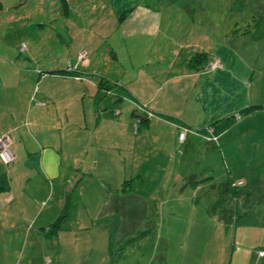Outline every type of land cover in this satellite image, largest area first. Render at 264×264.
Here are the masks:
<instances>
[{"label":"crops","instance_id":"crops-1","mask_svg":"<svg viewBox=\"0 0 264 264\" xmlns=\"http://www.w3.org/2000/svg\"><path fill=\"white\" fill-rule=\"evenodd\" d=\"M94 2L100 7L85 1L77 17L70 0H0V28L35 20L43 26L55 20L56 6L63 24H71L57 41L66 52L55 58L21 50L20 38L7 43L0 31V134L10 137L13 154L8 169L0 162V250L3 244L7 255L22 246L21 256L26 251L35 264L51 256L58 264L65 250L74 258L79 234L96 235L103 223L134 231L163 205L170 217H195L200 231L209 209L191 196L204 193V186L264 201V29L209 46L193 34L162 31L159 10L130 6V0ZM125 10L121 21L114 19ZM91 24L99 33L110 26L111 57L90 45L85 27ZM120 41L122 69L112 48ZM85 48L89 55L76 62ZM213 62L219 66L209 68ZM68 63L73 71H65ZM122 102L128 106L121 108ZM235 113L240 118L229 120ZM208 125L215 141L205 139ZM181 127L189 130L179 141ZM213 162L223 167L216 176ZM239 181L238 190L231 184ZM64 208L66 222L51 235ZM237 214V235L252 228L244 234L261 242L243 244L241 237L231 255L237 249L248 264H264L257 254L264 250V209L251 222L244 209Z\"/></svg>","mask_w":264,"mask_h":264},{"label":"rangeland","instance_id":"rangeland-1","mask_svg":"<svg viewBox=\"0 0 264 264\" xmlns=\"http://www.w3.org/2000/svg\"><path fill=\"white\" fill-rule=\"evenodd\" d=\"M58 1L55 0V4H58ZM85 1L89 2V5L92 3H97L99 7L101 5L94 0H70V13H76L77 17L79 13H85L83 12L86 8L83 3ZM130 2V6L137 3L159 10L161 12L160 29L167 34H193L195 41H201L200 44L209 42L207 43L209 46L214 45L216 40L224 39L234 42V39L238 40L244 34L251 35L264 29V0H130ZM55 8L56 12L51 15L55 16V20L45 21L43 26L37 24V20L34 24L32 23L33 25H27L24 22L15 25V27L13 25L1 26V38L8 43L18 37L21 50L31 48L39 56L55 58L66 52V48H63L57 41L60 37H62L61 41L65 38L63 35L65 28L71 24L65 22L66 26H64L63 16H59V9L57 6ZM123 12L127 14V10ZM117 18V14H114V19ZM165 24L166 26H164ZM71 28L73 32V27ZM85 28V32H89V35L93 36L90 39V45L96 47V50L100 54H104V57H111L107 53L109 49L105 40L108 36L106 31L110 26L106 28L105 32L101 31L100 33L98 26L93 24ZM244 30L246 32L242 33ZM206 33L208 36H205ZM81 36L83 35L81 34ZM113 36L115 39L120 35L115 32ZM121 44L120 41L112 47L118 56L117 67L119 69H122L121 61H123L126 51V48ZM85 46L88 47V45ZM84 51L87 58L89 52L86 48ZM132 53L137 54L136 51ZM109 61L114 65L112 59ZM127 104L122 102L120 107H126ZM214 164L213 168L211 167V172L213 176H216L223 167L220 168L216 163ZM9 167L1 163L2 171ZM239 186H236L238 190L241 189ZM196 189L192 188L191 194H194ZM203 189L204 193L200 192L191 196L193 201L195 199L199 201L198 205L203 208V211L206 212L209 209V222L207 225L204 223V227L200 231L197 230L198 225L195 217L193 221L182 215H179L178 219L170 217L163 205L158 207L156 217L153 214L150 215L146 218V222L141 221L134 231L132 229L127 234H124L123 231L118 232L117 227L112 228V224L109 223H103L102 229L96 235L79 234V246L74 258L69 255L71 253L69 250H63L64 253H62L58 264H248V260H241V256L237 254L239 238H243V241L241 239L243 244L252 243L254 245H260L261 239L260 237L251 238L249 233L244 234L252 228H247L242 235H237L239 227L235 231L234 227L241 221L237 212H241L242 209L247 211L245 219L247 222H251L250 216L257 210L264 209V201L257 202L249 198L244 201L241 196L233 197V194L231 197L228 194L222 196L219 189L212 188V186H204ZM262 190H264V186L261 188ZM224 218L227 222L225 236L224 228L221 226ZM159 221L164 224H159ZM173 224L180 226L172 229L170 226ZM186 229L189 231L185 232ZM234 246L236 250L231 255ZM6 251L7 255L2 244L0 264L6 260L10 261L11 258L12 261L16 258L18 264H35L36 262L34 256L27 255L26 251L21 256L22 246H18V251L14 253L11 249ZM106 251L107 253L104 255ZM52 258V256L47 257L44 264H57V261Z\"/></svg>","mask_w":264,"mask_h":264},{"label":"built area","instance_id":"built-area-1","mask_svg":"<svg viewBox=\"0 0 264 264\" xmlns=\"http://www.w3.org/2000/svg\"><path fill=\"white\" fill-rule=\"evenodd\" d=\"M24 48V47H23ZM86 58V53L85 52H80L79 54H77L76 56V62H83ZM209 68H214L219 66V64L217 62H213V63H209ZM75 69V64H67V66L65 67V71H73ZM240 118V114L239 113H235L233 114V120L237 121ZM189 129L181 127V130L178 134V139L179 141H182V139L184 138L185 134L187 133ZM205 131H206V135H205V139L208 141H215V135L213 134V129L212 126H206L205 127ZM10 137L8 136L7 133L4 134H0V162L3 164H8L12 161L13 159V154L11 152L10 149ZM241 182H237V183H232L233 186H238L240 185ZM257 254L259 256L264 255V250H259L257 251Z\"/></svg>","mask_w":264,"mask_h":264},{"label":"trees","instance_id":"trees-1","mask_svg":"<svg viewBox=\"0 0 264 264\" xmlns=\"http://www.w3.org/2000/svg\"><path fill=\"white\" fill-rule=\"evenodd\" d=\"M60 3L62 5L65 4L64 3V0H60ZM124 15H125L124 12L120 13L118 15V21H121L124 18ZM228 119L229 120L231 119L233 121V115L231 117H229ZM3 187H4V183L2 184V187L1 188H3ZM66 219H67V212H66V209L64 208L63 210H61V212L58 215L57 219L53 223H51V225H50L51 230L49 231L50 234L52 235L53 233H55L57 231V229L60 228V226H62L66 222Z\"/></svg>","mask_w":264,"mask_h":264}]
</instances>
